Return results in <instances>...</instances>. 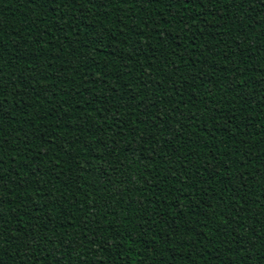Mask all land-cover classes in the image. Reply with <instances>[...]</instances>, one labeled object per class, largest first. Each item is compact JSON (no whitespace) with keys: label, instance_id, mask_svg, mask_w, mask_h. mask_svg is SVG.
<instances>
[{"label":"trees","instance_id":"1","mask_svg":"<svg viewBox=\"0 0 264 264\" xmlns=\"http://www.w3.org/2000/svg\"><path fill=\"white\" fill-rule=\"evenodd\" d=\"M0 264H264V0H0Z\"/></svg>","mask_w":264,"mask_h":264},{"label":"snow or ice","instance_id":"2","mask_svg":"<svg viewBox=\"0 0 264 264\" xmlns=\"http://www.w3.org/2000/svg\"><path fill=\"white\" fill-rule=\"evenodd\" d=\"M179 2L185 7H190L193 3V0H179ZM229 2V0H225V4H227ZM197 11L199 12V8L197 9ZM209 166L211 167V162L209 164ZM178 230V229H177ZM28 247H31V245H28Z\"/></svg>","mask_w":264,"mask_h":264}]
</instances>
